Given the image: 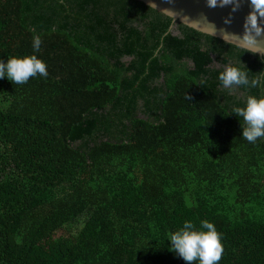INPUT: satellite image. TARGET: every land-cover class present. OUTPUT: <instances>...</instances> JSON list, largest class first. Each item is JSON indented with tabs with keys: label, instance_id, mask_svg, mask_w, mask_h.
I'll list each match as a JSON object with an SVG mask.
<instances>
[{
	"label": "trees",
	"instance_id": "16d2710c",
	"mask_svg": "<svg viewBox=\"0 0 264 264\" xmlns=\"http://www.w3.org/2000/svg\"><path fill=\"white\" fill-rule=\"evenodd\" d=\"M32 54L47 77L0 79V264H186V220L264 264V138L229 114L264 57L139 0H0V60Z\"/></svg>",
	"mask_w": 264,
	"mask_h": 264
},
{
	"label": "clouds",
	"instance_id": "9594fccd",
	"mask_svg": "<svg viewBox=\"0 0 264 264\" xmlns=\"http://www.w3.org/2000/svg\"><path fill=\"white\" fill-rule=\"evenodd\" d=\"M207 7H224L231 5L233 12L240 6V0H206ZM153 6L155 4H152ZM251 12L246 18V23L254 30L255 36L264 35V28L258 25V18L264 19V0H249ZM230 23L229 20L225 21ZM243 39L253 42L252 35H245ZM41 38L34 35L32 47L34 53L39 52ZM37 75L47 77V66L37 55L0 60V79L7 78L13 84H24ZM222 87L230 89L233 86L256 87L259 79H249L247 72L235 67L226 66L219 75ZM229 114H235L240 121V135L249 143H255L259 138H264V97L248 95L243 101V106L234 105ZM169 250L178 254L186 264H219L223 253L221 236L215 225L207 220H202L197 227L192 221L186 220L182 227L169 233Z\"/></svg>",
	"mask_w": 264,
	"mask_h": 264
},
{
	"label": "water",
	"instance_id": "95a60500",
	"mask_svg": "<svg viewBox=\"0 0 264 264\" xmlns=\"http://www.w3.org/2000/svg\"><path fill=\"white\" fill-rule=\"evenodd\" d=\"M139 1L172 17L175 23L181 22L202 33L223 39L264 57V35L255 36L254 30L246 23V18L251 12L249 0H240V6L235 12L231 5L209 8L206 0ZM226 20L230 23H226ZM258 25L264 28V19L258 18ZM249 34L254 38L252 43L243 39Z\"/></svg>",
	"mask_w": 264,
	"mask_h": 264
},
{
	"label": "rangeland",
	"instance_id": "374dc122",
	"mask_svg": "<svg viewBox=\"0 0 264 264\" xmlns=\"http://www.w3.org/2000/svg\"><path fill=\"white\" fill-rule=\"evenodd\" d=\"M176 32L178 33V30H176ZM74 227H76V226H74Z\"/></svg>",
	"mask_w": 264,
	"mask_h": 264
}]
</instances>
